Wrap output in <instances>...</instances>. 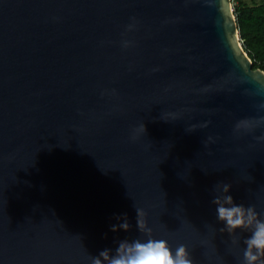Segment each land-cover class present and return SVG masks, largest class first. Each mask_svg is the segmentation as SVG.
Listing matches in <instances>:
<instances>
[{"label":"water","instance_id":"1","mask_svg":"<svg viewBox=\"0 0 264 264\" xmlns=\"http://www.w3.org/2000/svg\"><path fill=\"white\" fill-rule=\"evenodd\" d=\"M261 105L233 0H0V264H92L147 238L136 208L194 264H241L212 201L230 183L264 218Z\"/></svg>","mask_w":264,"mask_h":264},{"label":"clouds","instance_id":"2","mask_svg":"<svg viewBox=\"0 0 264 264\" xmlns=\"http://www.w3.org/2000/svg\"><path fill=\"white\" fill-rule=\"evenodd\" d=\"M128 27L131 30L134 25L130 24ZM261 107L264 108V105ZM259 123L264 124V118ZM196 127L192 125L189 131L195 130ZM242 127H250L249 122H238L236 129L240 130ZM141 133H146L143 123L134 129L132 139H136L137 134ZM256 139L264 141V136ZM231 189L230 183L221 182L216 185V195L212 203L216 206L218 221L225 224L219 231L229 234L236 244L241 242L238 230L250 233V236L243 239L246 247L243 249L241 264H264V218L254 205L236 204L234 197L229 194ZM136 211L138 230L147 238L120 241L115 248V254L111 249L101 251L99 256L90 257L92 264H194L192 253L186 245L180 244L173 250L166 239L152 237L150 235L152 229L147 226L144 219L146 215L144 210L136 208ZM115 220L118 223L110 226L112 232L120 230L127 232L131 229L126 214L115 216Z\"/></svg>","mask_w":264,"mask_h":264},{"label":"trees","instance_id":"3","mask_svg":"<svg viewBox=\"0 0 264 264\" xmlns=\"http://www.w3.org/2000/svg\"><path fill=\"white\" fill-rule=\"evenodd\" d=\"M234 10L244 48L252 58L254 68L264 70V2L249 5L237 0Z\"/></svg>","mask_w":264,"mask_h":264},{"label":"rangeland","instance_id":"4","mask_svg":"<svg viewBox=\"0 0 264 264\" xmlns=\"http://www.w3.org/2000/svg\"><path fill=\"white\" fill-rule=\"evenodd\" d=\"M244 2H246L249 5H254V4H261L264 2V0H243ZM237 4V0H235L233 2V8L234 6ZM235 11V10H234Z\"/></svg>","mask_w":264,"mask_h":264}]
</instances>
